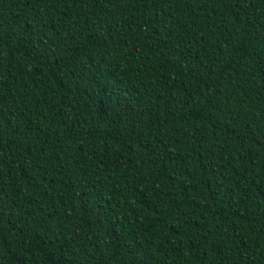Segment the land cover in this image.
Here are the masks:
<instances>
[{
	"label": "trees",
	"instance_id": "obj_1",
	"mask_svg": "<svg viewBox=\"0 0 264 264\" xmlns=\"http://www.w3.org/2000/svg\"><path fill=\"white\" fill-rule=\"evenodd\" d=\"M0 264H264V0H0Z\"/></svg>",
	"mask_w": 264,
	"mask_h": 264
}]
</instances>
